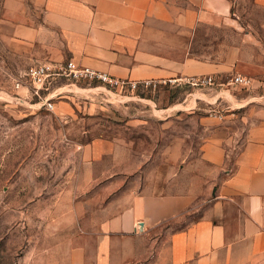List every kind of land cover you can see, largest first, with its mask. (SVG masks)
<instances>
[{
    "label": "crops",
    "instance_id": "obj_1",
    "mask_svg": "<svg viewBox=\"0 0 264 264\" xmlns=\"http://www.w3.org/2000/svg\"><path fill=\"white\" fill-rule=\"evenodd\" d=\"M252 3L264 10V0ZM3 9L11 41L34 48L38 63L72 60L133 83L216 81L204 99L188 96L147 111L162 128L186 120L203 129L200 159L211 171L201 176L209 189L198 190L189 175L192 183L178 193L125 196L123 208L100 223L92 264H264V59L256 23L241 24L232 0H4ZM236 76L250 79L252 88L238 93L231 85ZM57 114L75 115L65 108ZM173 144L169 162L178 171L168 184L191 167L188 156L179 160L180 143ZM206 190L204 216L170 234L167 248L149 258L148 232L194 209ZM71 264H86L85 253L77 250Z\"/></svg>",
    "mask_w": 264,
    "mask_h": 264
},
{
    "label": "rangeland",
    "instance_id": "obj_2",
    "mask_svg": "<svg viewBox=\"0 0 264 264\" xmlns=\"http://www.w3.org/2000/svg\"><path fill=\"white\" fill-rule=\"evenodd\" d=\"M3 3L0 0V264H71L77 250L92 264L100 223L123 208L125 196L178 193L192 183L189 175L196 176L198 190L209 189L201 176L211 171L200 159L203 129L186 120L162 128L147 111L188 96L204 99L215 80L202 88L165 81L109 90L60 79L42 92L60 93L48 111L25 87H16L17 82L27 85L26 73L38 62L34 48L11 41ZM252 5V0H232L241 24L256 23L261 39L255 46L264 59V10ZM80 102L98 107L84 110ZM63 108L75 115L59 116ZM132 115L140 122L132 123ZM94 140L102 142L94 146ZM175 141L184 151L175 155H181L180 161L188 156L191 167L168 184L167 176L178 171L169 162L173 156L168 150ZM228 155L231 164L235 153ZM207 190L194 209L148 232L149 258L167 248L173 231L204 216L210 206Z\"/></svg>",
    "mask_w": 264,
    "mask_h": 264
},
{
    "label": "built area",
    "instance_id": "obj_3",
    "mask_svg": "<svg viewBox=\"0 0 264 264\" xmlns=\"http://www.w3.org/2000/svg\"><path fill=\"white\" fill-rule=\"evenodd\" d=\"M63 79L71 83V85H77V83L83 82L90 84H100L107 89H117L125 84L134 85L135 83L123 80L115 79L107 74L93 71L86 67L77 66L72 60H68L63 64L55 65L53 63H38L30 67L26 73V84L21 82L16 83V87H25L30 95L37 99L36 104H40L41 108H45L48 111L53 110V99L58 97L60 93L56 90L51 91L48 95L42 96V92H47L51 89L52 85L58 80ZM173 83L185 81L192 87H210L214 85V79L210 76L206 77H192L189 79H170ZM153 81H146L142 83H148ZM165 82V81H163ZM231 85L241 87L244 90H250L252 88V81L246 77L236 76L231 80Z\"/></svg>",
    "mask_w": 264,
    "mask_h": 264
},
{
    "label": "trees",
    "instance_id": "obj_4",
    "mask_svg": "<svg viewBox=\"0 0 264 264\" xmlns=\"http://www.w3.org/2000/svg\"><path fill=\"white\" fill-rule=\"evenodd\" d=\"M186 214V213H185ZM187 226H184V227H182V228H180V229H178V230H176V231H173V233H175V232H177V231H180V230H183V229H185Z\"/></svg>",
    "mask_w": 264,
    "mask_h": 264
}]
</instances>
